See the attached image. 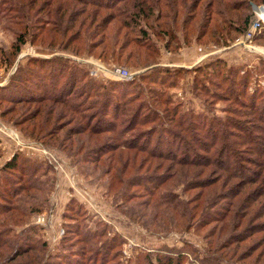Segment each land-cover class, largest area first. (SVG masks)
<instances>
[{
  "label": "trees",
  "instance_id": "16d2710c",
  "mask_svg": "<svg viewBox=\"0 0 264 264\" xmlns=\"http://www.w3.org/2000/svg\"><path fill=\"white\" fill-rule=\"evenodd\" d=\"M3 1L0 14L7 9L9 14L26 15L27 21L29 12L36 7L30 18L31 28L16 33L9 52L1 55L6 66L13 65L26 41L36 44L37 35L42 33L40 46L46 42L48 48L56 45L60 51L77 56L100 49V53L92 57L104 63H120L121 54L114 58L113 51L115 45L120 44L119 52L128 51L123 64L130 62L134 68L145 69L129 80H98L81 64L64 58L65 54L28 56L25 65L19 66L9 81L0 86V104L9 105L0 111V118L6 119L18 109L20 114L11 121L22 132L46 147L65 152L81 165L83 173H95L103 167L101 174L105 177L114 171L107 192L113 195L115 203L120 202L119 206L135 201L139 194L135 197L131 190L141 188L150 198L147 205L152 211L148 217L157 221L158 231L178 228L179 221L190 220L199 206L196 226L216 224L214 214L207 213L212 209L209 206L218 199H233V203L241 193L235 189L238 182L226 184L233 179L252 178H243L248 170L239 164L243 158L235 151L245 145L261 147L250 153L261 160L260 172L252 174L260 181L264 173V85H261L264 58L249 69L229 65L220 58L191 69L162 66L159 59L162 49L174 54L192 44L190 35L193 33L196 44L213 42L228 46L247 30L253 19L251 4L261 5L264 0ZM103 12L108 13L101 16ZM198 15L199 24L195 25ZM35 25L36 32L33 31ZM29 30L31 34H27ZM123 32L125 40L119 43L116 39ZM129 35L133 39L128 40ZM255 41H260V37ZM187 74H192L193 94L203 98L205 106L206 99L225 98L240 109L248 110L247 116L253 114L257 121L256 125L249 124L253 135H243L244 138L240 132L247 127L243 122L229 120L227 114L221 119L182 110L181 102L173 98L172 91L179 89L180 81ZM259 105L261 111L257 108ZM240 113V118L247 119L246 112ZM82 120L84 124L78 123ZM56 123L68 124L61 127ZM198 133L204 138L199 139ZM101 136L105 138L100 140ZM217 145L220 149L214 151ZM192 146L198 152L190 154ZM117 165L120 169L113 170ZM211 166L215 168L217 180L206 178L204 182H197L201 187L196 182L193 184L197 186L191 187V190L200 189L202 197L179 198L176 190L180 181L190 175L194 177L198 171L200 177ZM198 167L200 170L194 171ZM50 169L21 153H14L1 166L0 264H122L123 239L119 235L108 238L109 227L100 221L94 222L92 229L86 211L75 201L65 207L63 235L57 252L49 253L35 226H25L32 215L42 212L47 205L53 186ZM126 170L138 176L133 174L125 181ZM142 171L145 175L140 174ZM220 180L222 185L218 190ZM114 185L117 189L112 193ZM227 208L231 213L233 205ZM234 208L235 212L237 204ZM140 210L143 212L139 218H145V209ZM120 212L134 221L129 210ZM168 215L174 216L173 219L168 220ZM17 228L22 229L15 232ZM207 245L205 257L189 264H240L244 261V258L231 261L223 248L214 250L210 242ZM135 259L134 263L125 264H152L153 259L156 264L185 263L182 254L157 253L154 257L145 254Z\"/></svg>",
  "mask_w": 264,
  "mask_h": 264
},
{
  "label": "rangeland",
  "instance_id": "374dc122",
  "mask_svg": "<svg viewBox=\"0 0 264 264\" xmlns=\"http://www.w3.org/2000/svg\"><path fill=\"white\" fill-rule=\"evenodd\" d=\"M21 1L23 3H26V0ZM41 1L43 0H39V2ZM0 2L2 3L5 1L0 0ZM255 6L259 9H262L264 7V4ZM34 9H36V7L33 8V10ZM33 10L29 12L30 18L34 12ZM252 12L253 19L251 20L247 30L243 35L233 40L228 46L215 44L213 42L204 45L196 44L194 42L195 33H193L192 35H190L191 42L193 41V43L189 44L188 46L182 47L177 53H166L162 49L159 64L164 65L170 63V61H176L179 63L177 64V66L179 65V67L191 69L192 67L189 68L191 66L189 61L190 57L192 56V50H194L195 47H198L200 51L202 50L207 54V57L202 62L206 64L212 62L215 59H218L219 56L223 55L224 51H239L240 46L237 45V43L240 40H244V35L248 31L250 25L253 23V21L258 19L259 13L253 9ZM106 13L108 12H103L101 16ZM8 16L11 18L10 20ZM199 16L200 15H198L197 17L195 25L199 24ZM25 17L26 15L21 16L18 14L17 16L13 13L9 14L7 12V9H5L0 14V86L5 85L9 81V78L19 66L25 65L28 56L51 57L54 55L65 54L63 56L64 58L66 57L67 59L81 64V66H84V69L90 70V74L95 73L93 74L95 76H91L96 77V79L98 80H121L112 72L117 68L124 69L128 73L133 75L145 72L144 68L143 70H139V68H134L132 65H129L130 62L127 65L123 64L124 60L127 57L128 51L119 52L118 49L120 44L115 45L113 50L116 53L114 58H118V54H121L120 63H104L92 57V55H98V53H100L101 51L100 49L90 51V54L86 56H82L84 54L77 56L72 55L70 52L60 51L59 48H57L58 46L56 45L53 46V48H48L46 46V42L43 44V46H40L43 37L42 33H39L37 35L38 38L36 39V44L32 45L29 41H26V44L21 48L20 53L15 58L13 65L11 67L6 66L1 61V55L4 52H9L10 45L12 44L16 33L23 32L27 27L29 29L31 28V19L28 17L29 21H27ZM36 26L37 25L34 26V32H36ZM31 33L32 31L29 30V33L27 34ZM111 33H113V30L111 31ZM123 36L124 32L119 34V37H117L116 39L117 42L121 43L123 40H125ZM259 37L260 41H255V39H258ZM127 39L130 40L133 38L129 35ZM152 39L157 40L155 38ZM57 41L58 38L55 36V44ZM246 42L252 46L253 50H256L264 55V32H262V34L256 33L251 39L246 40ZM87 44L90 43H86V45ZM261 54H257V57L259 59L262 58L261 56H259ZM259 59L257 60V62L259 61ZM132 62L135 63V60ZM142 62L143 61H141V63ZM254 65L255 64H251L247 67L244 65L241 66L249 69ZM218 81L219 79H216V82ZM191 84L192 74H187L180 81L179 89L172 91L173 98L181 102L183 106L182 110H193L194 112L205 116H215L221 119L226 117L227 114L229 120L232 119L233 121L243 122V125L247 127L245 129L246 131L240 132L242 136L252 134L251 130L249 129V124L250 126L251 124H257L256 118L253 114L247 116V114L250 113L248 110L240 109V107L236 106L233 102L229 100L226 101L225 98H222L223 100L220 101L216 99H206V107L204 105L205 103L203 98L201 99L193 94ZM213 90L216 92H220L215 88ZM8 106L9 105L5 103L0 104V111H2V109L4 108H7ZM25 108L26 106L24 107V109ZM32 108L33 107H31V109ZM257 108L261 111V105H259ZM19 112L20 111L17 109L14 114L7 116L6 119L0 118V168L7 160H9V158L14 153H21L31 160H36L42 163L44 166L51 167L50 171L53 176V186L48 194L47 205L42 212L32 215L29 221L25 224V226L27 224H30L37 228V232L40 234V237H42V240L46 243L49 253H55L58 251L59 241L63 235L62 225L64 221L62 217L65 207L70 201H75L86 211L89 217L88 224L92 229L95 228L94 222L100 221L109 227L108 238L112 237L113 235H119L123 239L121 248L122 264L128 263L129 261H131V263H134V260H136L135 258H142L145 254H149L154 257V255L157 253H163L170 256L182 254L185 257L184 264H189V262L197 260L199 261L205 257L206 249L208 246L207 242H210L212 244L214 250L218 247L220 249L223 248V252L228 253L227 258H230L231 261H236L237 259L242 260L244 258V261H241L240 264H264V173L261 176L259 182L256 177L254 178V176H252L253 172H255L256 174L260 172V168L258 165H260L261 160L258 155H250L251 152L260 150V145H257V147H249L245 145L244 147H240V149H237L235 146V151L238 150L239 154L241 155V159L243 158V161L238 160L239 164L243 166V168L248 170L243 173V178H252L251 180L249 179L246 181L233 179L229 184H226L228 186L237 184L238 182V185L235 189L237 191L238 188L239 192L241 193L239 197L235 199V201H233V203V199H229L231 201L218 199L216 200V202H214V204H211L209 206V209L210 207H212V209L208 210L207 213L214 214L215 220L217 221L216 224L208 223L207 226L200 228L196 226V218L200 217L201 209L199 206L192 215L193 219L191 218L190 220H186L182 223L179 221L178 228H168L165 231H158L156 228V224H158L157 221H154L153 218L148 217L149 212L152 211V208L148 207L147 205L150 203V198H148L147 195L143 194L142 191H140L141 188L131 190V193L135 197L139 194L137 196L138 198L135 201H131L124 206H119L120 202L118 204L115 203L113 200V195L107 192V188L112 182L110 179L114 171H112L105 177L101 174L103 170L101 168L103 167H100V169L96 170L95 173H86L88 171L83 173L80 170L81 165L76 164L73 158L68 156L65 152L53 147H46L41 142L30 138L24 132H22L20 128L13 123L16 116L20 114ZM235 112H237V115L235 114ZM240 112H246L244 114H246L247 119L245 116L240 118ZM8 118H10V120H8ZM78 123L84 124L83 120ZM59 124L60 123H56V126L63 127V125L68 123H62V125ZM50 126H53V123H51ZM63 132L64 131H62L61 133ZM197 136H199V139L204 138L202 137L201 133H198ZM258 136L260 137L262 136V134H259ZM104 138V136H101L100 140ZM218 149H220V145H217L214 151H218ZM232 151H234V149ZM44 152H47L48 157L52 158V160L48 161L46 159L47 156L44 155ZM195 152L198 151L195 146H192L190 154H194ZM246 157L248 159L249 157H251V161H248ZM254 160H256V162H253ZM90 168L91 167H88V169L91 171ZM114 169L117 171L118 169H120V165H117L116 168L113 167V170ZM213 169L215 168L211 166L209 171ZM195 170L197 171L200 169L198 167L194 168V171ZM206 171H208V169L205 170V172ZM208 172L199 177L200 173L198 171L197 173H194V177L190 175L189 177L184 179L185 181H180L181 185L176 190L179 198H181L182 200H187L197 195H201L202 197V191L200 189L191 190V187L197 186L193 184L195 182L197 183L206 181V178L207 180H217L218 176L216 177V173L214 170L210 174H208ZM133 174L135 175L134 177L138 176L137 173H133L131 170H126L125 174H123L124 180L127 181L129 177L132 178ZM140 174L145 175L144 171H142ZM252 182H255V184H253ZM220 183L221 180L217 185L218 190L219 186L222 185ZM198 185L201 187V183ZM113 188L114 189H112V193L115 192L117 186L114 185ZM143 201H146V204H143ZM236 204L238 209L234 212V206ZM232 205L233 208H231V213L230 211L228 213L227 207L229 206L230 208V206ZM142 208L145 209V216L147 214L145 218H139L141 212H143L140 210ZM122 209L125 213L129 210L134 221L131 219L129 220L126 214L121 213L120 211ZM213 210L218 211L215 213V211ZM134 215H137V217ZM42 217L46 218L47 221H50L52 228L48 226L38 225L36 223V220ZM172 217L174 216L168 215V220H172ZM171 222L167 223L171 224ZM22 228H17L14 230L15 232H19ZM221 229L223 232H221L220 234ZM152 264H156L155 259L152 260ZM221 264L226 263L221 262Z\"/></svg>",
  "mask_w": 264,
  "mask_h": 264
},
{
  "label": "crops",
  "instance_id": "0c3cea01",
  "mask_svg": "<svg viewBox=\"0 0 264 264\" xmlns=\"http://www.w3.org/2000/svg\"><path fill=\"white\" fill-rule=\"evenodd\" d=\"M257 54H261V53H259L258 51L249 52V51H246L240 48L239 51H236V50L224 51L223 55L219 56V58L226 61L229 65H235V66L244 65L247 67L248 65H251V64L253 65L257 63V60L259 59L257 57ZM206 55L207 54L204 53V51L202 50L200 51L198 47H195L194 50H192V56L190 57V61H189L191 66L189 68L202 63L203 60L207 57ZM259 56L264 58L263 54ZM177 64L179 63L176 61H170V63L164 64L162 66L175 68V67H179V65L177 66Z\"/></svg>",
  "mask_w": 264,
  "mask_h": 264
},
{
  "label": "built area",
  "instance_id": "2783aa9c",
  "mask_svg": "<svg viewBox=\"0 0 264 264\" xmlns=\"http://www.w3.org/2000/svg\"><path fill=\"white\" fill-rule=\"evenodd\" d=\"M262 32H264V18H262V16L261 15H259L258 16V19L257 20H255V21H253V23L250 25V27H249V29H248V31L246 32V34L244 35L245 37H244V40H240L238 43H237V45H239L240 46V48H242L243 50H246V51H256V50H253L252 49V46L251 45H249L247 42H246V40H249V39H251L256 33L257 34H262ZM113 72V74L115 75V76H117L119 79H121V80H129V79H131L132 78V76H133V74H130V73H128L126 70H124V69H115V70H113L112 71ZM93 74H95V73H91V75H93ZM93 76H95V75H93ZM261 85H264V81H262L261 82ZM44 155H46L47 156V160L49 161V160H52V158H50V157H48V153L46 152H44ZM36 223L38 224V225H43V226H48V227H50V228H52V226H51V223H50V221H47L46 220V218H39V219H37L36 220ZM62 232V231H61ZM60 232V233H61ZM59 233V234H60Z\"/></svg>",
  "mask_w": 264,
  "mask_h": 264
},
{
  "label": "bare ground",
  "instance_id": "6f19581e",
  "mask_svg": "<svg viewBox=\"0 0 264 264\" xmlns=\"http://www.w3.org/2000/svg\"><path fill=\"white\" fill-rule=\"evenodd\" d=\"M259 15H262V18H264V7L262 9L258 10Z\"/></svg>",
  "mask_w": 264,
  "mask_h": 264
},
{
  "label": "water",
  "instance_id": "95a60500",
  "mask_svg": "<svg viewBox=\"0 0 264 264\" xmlns=\"http://www.w3.org/2000/svg\"><path fill=\"white\" fill-rule=\"evenodd\" d=\"M251 7L253 10H255L256 12H258L259 8H257L254 4H251Z\"/></svg>",
  "mask_w": 264,
  "mask_h": 264
}]
</instances>
